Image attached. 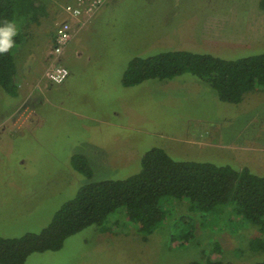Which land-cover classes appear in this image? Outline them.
Here are the masks:
<instances>
[{
  "label": "rangeland",
  "instance_id": "rangeland-1",
  "mask_svg": "<svg viewBox=\"0 0 264 264\" xmlns=\"http://www.w3.org/2000/svg\"><path fill=\"white\" fill-rule=\"evenodd\" d=\"M74 1L36 0L48 14L24 30L16 59L21 99L0 88V236L39 233L85 185L140 173L143 156L155 147L176 161L248 169L264 177V87L235 105L221 102L191 74L122 84L136 57L173 50L226 60L264 54L260 0H105L90 21L76 26L59 58L70 75L52 84L45 73L56 23ZM75 155L87 158L92 178L74 170ZM165 209L166 220L148 242L119 211L110 217L111 223L118 221L111 232L91 226L62 249L33 254L25 264L264 260V251L250 248L252 239L263 238L258 227L229 210L204 219L190 212L187 201L174 199ZM183 215L192 218L193 232L181 244L174 225ZM216 244L218 255L212 254Z\"/></svg>",
  "mask_w": 264,
  "mask_h": 264
},
{
  "label": "trees",
  "instance_id": "trees-1",
  "mask_svg": "<svg viewBox=\"0 0 264 264\" xmlns=\"http://www.w3.org/2000/svg\"><path fill=\"white\" fill-rule=\"evenodd\" d=\"M259 8L264 11V0H260ZM47 14V8L37 5L36 0H0V88L11 98L21 99L16 59L26 40L24 30ZM185 74L209 85L221 102L241 104L247 93L264 87V54L226 60L210 54L173 50L147 58L136 57L130 61L122 84L134 87L148 80H171ZM72 166L92 178L85 156L75 155ZM173 199L187 201L190 212L204 219L224 216L229 210L234 218L257 226L263 238L252 239L250 248L264 251V177L248 169L237 171L231 166L176 161L164 149L155 147L143 156L140 173L124 180L85 185L39 233L17 238L0 236V264H25L33 254L56 252L67 239L91 226L99 227L102 233L111 232L118 221L111 223L110 217L119 211L137 226L141 240L148 242L166 220L165 207ZM190 221L191 217L183 215L174 225L181 244L191 238ZM220 251L216 244L212 254L218 255ZM190 264L233 263L208 257ZM253 264H264V260Z\"/></svg>",
  "mask_w": 264,
  "mask_h": 264
},
{
  "label": "built area",
  "instance_id": "built-area-1",
  "mask_svg": "<svg viewBox=\"0 0 264 264\" xmlns=\"http://www.w3.org/2000/svg\"><path fill=\"white\" fill-rule=\"evenodd\" d=\"M105 0H75L65 7L66 18L56 23L55 35L48 54L49 67L45 78L49 83L62 84L69 77V69L59 58L65 53L76 33V26L85 25Z\"/></svg>",
  "mask_w": 264,
  "mask_h": 264
},
{
  "label": "crops",
  "instance_id": "crops-1",
  "mask_svg": "<svg viewBox=\"0 0 264 264\" xmlns=\"http://www.w3.org/2000/svg\"><path fill=\"white\" fill-rule=\"evenodd\" d=\"M250 93H251V92H250ZM247 94H249V93H247ZM247 94H246V95H247ZM245 97H246V96H245ZM245 97H244V100H246V98H245ZM244 100H243V102H244ZM248 100H250V98H249Z\"/></svg>",
  "mask_w": 264,
  "mask_h": 264
}]
</instances>
